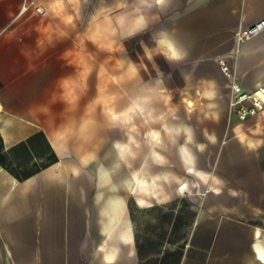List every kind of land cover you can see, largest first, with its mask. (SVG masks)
Returning a JSON list of instances; mask_svg holds the SVG:
<instances>
[{"label":"crops","instance_id":"crops-1","mask_svg":"<svg viewBox=\"0 0 264 264\" xmlns=\"http://www.w3.org/2000/svg\"><path fill=\"white\" fill-rule=\"evenodd\" d=\"M262 19L264 0H0V264H264V110L232 117L219 67L264 81V31L235 38Z\"/></svg>","mask_w":264,"mask_h":264},{"label":"built area","instance_id":"built-area-1","mask_svg":"<svg viewBox=\"0 0 264 264\" xmlns=\"http://www.w3.org/2000/svg\"><path fill=\"white\" fill-rule=\"evenodd\" d=\"M26 7L23 6L24 12ZM36 12L43 15L44 11L36 8ZM264 31V19L250 27L240 28L235 38L237 43L245 42ZM220 71L230 83V96L228 102L229 114L239 122H243L264 110V81L254 90L246 91L236 80L231 70L223 63L219 64Z\"/></svg>","mask_w":264,"mask_h":264},{"label":"bare ground","instance_id":"bare-ground-1","mask_svg":"<svg viewBox=\"0 0 264 264\" xmlns=\"http://www.w3.org/2000/svg\"><path fill=\"white\" fill-rule=\"evenodd\" d=\"M147 171V170H146ZM145 171V172H146ZM144 172V173H145ZM147 173V172H146ZM140 174V173H139ZM142 174V173H141ZM148 174V173H147ZM149 175V174H148ZM147 175V176H148ZM146 176V175H145ZM133 179V181L135 182V183H137V185H140V186H142L145 182H146V180H145V178L142 176H137V175H134V177L132 178ZM132 181V180H131ZM147 183H148V180H147ZM152 183V182H151ZM149 184V183H148ZM144 186H145V184H144ZM150 186V185H149ZM139 198V197H138ZM138 201L139 202H143L141 199H138ZM146 202V201H145Z\"/></svg>","mask_w":264,"mask_h":264},{"label":"rangeland","instance_id":"rangeland-1","mask_svg":"<svg viewBox=\"0 0 264 264\" xmlns=\"http://www.w3.org/2000/svg\"><path fill=\"white\" fill-rule=\"evenodd\" d=\"M190 107H194L193 103H192V106H190ZM116 159H117L116 157L115 158H111L110 166L113 167L114 162L117 161ZM188 178L191 179V181L193 180L192 176H190V175L188 176ZM112 181L115 182V183H118V176L116 174L113 176V180Z\"/></svg>","mask_w":264,"mask_h":264}]
</instances>
